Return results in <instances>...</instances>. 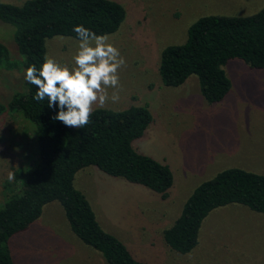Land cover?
<instances>
[{
    "label": "rangeland",
    "instance_id": "1",
    "mask_svg": "<svg viewBox=\"0 0 264 264\" xmlns=\"http://www.w3.org/2000/svg\"><path fill=\"white\" fill-rule=\"evenodd\" d=\"M22 4L25 0H0ZM126 11L117 31L107 34L126 60L119 71L120 100L103 108L122 110L145 105L152 121L133 148L167 163L173 184L166 199L145 186L110 176L95 166L78 170L74 186L88 199L99 224L120 238L147 264H264V214L240 204L211 211L203 220L197 245L187 253L172 250L163 230L173 224L192 190L218 171L239 167L264 174V68L239 58L225 65L231 88L209 104L198 77L181 85L161 82L162 49L182 43L189 26L207 15L245 16L264 0H116ZM14 26L0 20V42L9 60L0 66V102L25 91V71L14 41ZM79 39L56 35L45 41L47 54L74 66ZM113 89L109 88L111 95ZM99 106H94L93 109ZM37 160L34 126L18 112L0 114V205L21 186ZM15 179L8 180V172ZM8 245L16 264H106L103 257L72 232L61 205L47 203L28 229Z\"/></svg>",
    "mask_w": 264,
    "mask_h": 264
},
{
    "label": "trees",
    "instance_id": "2",
    "mask_svg": "<svg viewBox=\"0 0 264 264\" xmlns=\"http://www.w3.org/2000/svg\"><path fill=\"white\" fill-rule=\"evenodd\" d=\"M126 11L116 0H25L22 4L0 1V20L14 26V41L24 71L39 69L47 54L45 41L56 35L78 39L74 26L83 25L97 35L118 30ZM239 58L252 68H264V6L245 16L207 15L188 28L187 38L166 45L158 72L166 86L181 85L190 75L198 77L199 89L209 104L222 101L231 88L225 65ZM9 60L0 42V66ZM25 81V91L0 102V114L18 112L36 132L37 160L26 170L20 188L0 205V264H16L9 238L37 220L43 207L57 201L70 229L85 245L97 251L106 264H147L136 258L126 244L99 224L86 196L74 186L78 170L95 166L104 173L169 196L173 184L170 166L136 151L132 143L152 121L145 105L122 110L95 108L84 128L65 126L52 117L58 107L34 99L38 88ZM240 204L264 214V174L229 167L200 182L185 200L163 239L180 253L198 243L199 229L216 208Z\"/></svg>",
    "mask_w": 264,
    "mask_h": 264
},
{
    "label": "clouds",
    "instance_id": "3",
    "mask_svg": "<svg viewBox=\"0 0 264 264\" xmlns=\"http://www.w3.org/2000/svg\"><path fill=\"white\" fill-rule=\"evenodd\" d=\"M73 31L79 39L74 66L45 55L39 69L34 64L26 69L25 80L38 88L35 100L47 98L49 108H59L53 120L84 128L94 106L103 108L109 100L119 102V71L126 66V60L107 34L97 35L83 25L74 26ZM109 88L113 89L111 95ZM7 178L13 181L15 173L9 171Z\"/></svg>",
    "mask_w": 264,
    "mask_h": 264
}]
</instances>
